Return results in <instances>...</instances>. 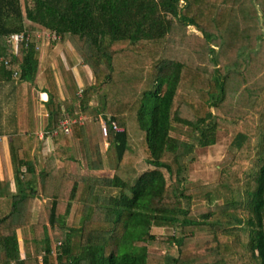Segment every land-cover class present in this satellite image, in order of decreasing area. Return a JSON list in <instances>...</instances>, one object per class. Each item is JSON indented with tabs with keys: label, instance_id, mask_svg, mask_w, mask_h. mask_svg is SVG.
<instances>
[{
	"label": "trees",
	"instance_id": "1",
	"mask_svg": "<svg viewBox=\"0 0 264 264\" xmlns=\"http://www.w3.org/2000/svg\"><path fill=\"white\" fill-rule=\"evenodd\" d=\"M24 3L0 0V57L9 62L0 65V85L15 96L11 124L0 123L12 170L0 182V264H264V33L257 42L246 34L224 73L217 66L220 28L230 30L236 0ZM175 25L184 33L173 47ZM39 29L59 37L50 47L72 38L84 50L93 77L80 95L61 98L52 69L39 68L34 41L16 52L6 43L22 32L33 39ZM234 80L245 84L237 101L229 91ZM31 88L46 95L44 130H58L39 172L31 155ZM225 103L232 112L223 113ZM77 112L99 121L110 115L123 129L108 131L103 156L97 145L84 152L87 170L108 166L111 178L71 171L69 148L86 150L93 135L85 123L60 130ZM249 122L252 132L240 126ZM219 128L234 132L236 161L214 185L188 193L181 179L187 157L194 147L213 146ZM199 196L204 209L184 207ZM36 198L44 203L33 222Z\"/></svg>",
	"mask_w": 264,
	"mask_h": 264
},
{
	"label": "rangeland",
	"instance_id": "2",
	"mask_svg": "<svg viewBox=\"0 0 264 264\" xmlns=\"http://www.w3.org/2000/svg\"><path fill=\"white\" fill-rule=\"evenodd\" d=\"M221 1V0H219ZM21 5H22V9L24 8L25 5V0H20ZM226 6H229V4H227ZM259 7H261L260 12L262 13V15L260 14V12H257V16L258 17L255 20L253 19V16L255 15V10H259ZM258 6H256L254 0H236V3L233 5V11L234 14L232 15V17H230L231 20V24H230V30L228 32L222 31L223 29L220 28V33L223 34V37L219 38L217 40L218 44H222V46L218 47V65L221 72L224 73V66L227 64L232 63V61L236 60L237 55L235 54V49L234 46L239 45V43H243V37L246 34L250 35V42L252 41H256V34L258 33H264V3H258ZM254 11V12H253ZM257 21V22H256ZM175 27H177L174 31V34L172 36V39H175L174 43H171L173 47H176L178 42L180 41L184 30L181 29L179 27V25H175ZM44 32V33H43ZM36 34H43L45 35V40L48 43L47 46H49V44H51L53 41L49 40L47 38V36L49 35V31L44 29H39V31H35ZM260 41H263L264 44V34L262 35V38L259 39ZM33 41L35 42V44L37 42L40 41V38H37L36 35L33 38ZM256 46V45H254ZM37 47V44H36ZM74 47V54L78 59H82L81 61H85L84 65H88V61L85 58V55H83V49L79 48L77 46V44L75 43ZM38 50V49H37ZM39 51V50H38ZM264 54V53H262ZM261 60H264V55H262L261 57L258 56ZM74 61V59L72 60ZM78 61V60H77ZM45 64H47V62H45ZM83 66V70L91 71L92 70L87 66V67ZM89 68V70L87 69ZM43 70V68H41ZM79 74V73H78ZM80 75V74H79ZM90 75V74H88ZM90 77V76H89ZM93 77V76H92ZM63 78H65V75H63ZM81 78V76L79 77V79ZM88 78V76H87ZM14 81H18V75L16 77H13ZM89 79V78H88ZM90 81V80H89ZM235 81V82H234ZM233 84L230 82L229 85H232V87L229 88V91L231 90V93L234 94V100L237 101L238 96L241 93H244V87L245 84H243V82H241L240 80L236 81L234 80ZM87 82H85L83 85H85ZM91 83V82H90ZM32 89V88H31ZM31 89H30V95H31ZM78 89V88H77ZM8 91V89H6L5 93ZM3 94L0 97V105H5L7 110L10 112L11 107L13 108L12 110L14 111L15 109V96H12V91L10 93L7 94ZM78 93V90L77 92ZM246 97V96H244ZM31 102H32V95H31ZM230 104H224L223 105V113L228 114V110L230 112H232V110H230L228 108ZM246 108V107H245ZM244 108V109H245ZM234 109V108H233ZM247 109V108H246ZM242 114L244 115V113L242 112ZM73 115V114H72ZM78 116H82L85 118V129L87 131H90L93 133V135H89L88 139H90L91 141H89V144H87V149H81V144H78L77 146H79V148L76 147V145H71V147L69 148V152L70 154L76 158V163H72L70 165L71 167V171L74 173H77L78 175H82V176H90V177H98V178H111L114 174V169L110 168L108 166H105L103 169L101 170H96V171H91V170H87L85 168V153L87 150L90 152L94 149V145L99 146L101 154L103 156V153H105V147H108V144L106 143L105 145V139L101 134V128H100V124L101 122L99 121V119L97 118L96 120L92 119V118H87L85 115H83L81 112H77ZM110 115H106L104 117H102L101 119H109ZM246 123V121H239L238 124H243ZM241 127L245 128L247 131L252 132L250 130L251 127V123H247L244 126L240 125ZM176 127V126H175ZM122 129V128H121ZM43 132L41 130L38 131V136H40ZM234 137V132L232 130H230L229 128L225 129V128H219L217 129L216 132V143L213 146H209L206 148H199V147H194L193 149V153L191 155H189L187 157V161L185 162V172L183 173V175H181V179H184L182 181V185L184 188L187 189L188 193H193L196 194L199 191H201V189H205L206 187H210L212 185H214L219 178L220 175V171L230 165H233V163L236 161V157L238 152L235 151H231L230 150V143L233 140ZM54 139V138H53ZM47 142L49 144H47L46 147L52 148V139L49 138V140H47ZM112 154L115 156V151L114 149H112ZM238 161V159H237ZM45 165V164H44ZM44 167V166H43ZM234 169V166H233ZM112 193H114V191H111ZM221 199L218 201V203H221ZM39 201L38 206L36 204H33V222L36 220L37 215H38V208H41L42 204L40 205V200ZM207 202H206V198L203 196H199L198 199H196V201L194 199H186L183 200V205L184 207L188 208V209H204L206 206ZM40 205V206H39ZM152 233L158 236H161L163 234H166V231L161 229V228H155L152 229ZM19 237H20V247L22 250V246H21V235L19 233ZM58 243H52V249L55 251L57 250V246Z\"/></svg>",
	"mask_w": 264,
	"mask_h": 264
},
{
	"label": "crops",
	"instance_id": "3",
	"mask_svg": "<svg viewBox=\"0 0 264 264\" xmlns=\"http://www.w3.org/2000/svg\"><path fill=\"white\" fill-rule=\"evenodd\" d=\"M254 2L256 6H258V3H264V0H254ZM258 8L259 10L255 11L260 12L261 7L258 6ZM45 43L48 42H46V40L44 39H41L39 42L36 43L40 53L39 68L40 70H42L41 68L44 69L47 67L52 69V72L57 82V86L60 90L61 98L67 100L70 95V91L76 93L77 88L79 89V87H82L85 82H91L92 73L91 71L87 72L86 70H83V66L85 67L86 65H84L82 61L80 62V60H82L81 58L78 59L75 56L73 52V46L75 45V41L72 38H68L63 44H60L58 42L53 47H50V44L49 46H47L48 44L45 45ZM73 59L74 61H72ZM45 62H47V64H45ZM87 69L89 70V68ZM63 75H65V78H63ZM80 76L81 78L79 79ZM87 76L89 79L87 78ZM39 81L40 77L37 79V83ZM6 87L7 85H0V97L5 93ZM9 92L10 90L8 91V93ZM31 95L34 119V130L32 133L34 140L32 142L33 148L31 149V155L34 157L36 172H39L43 169L44 160L51 152V148L46 147L47 142L44 141V139L41 140L40 137H38V131L47 127L48 114L44 103L46 95L43 92L36 90V88H32ZM12 109L13 108L11 107L9 112L5 105H0V123L2 125H6V123L11 124V116L14 112ZM7 130V128H4L2 129V131L4 132L0 133V146L1 143L9 137V135H7ZM44 142H46L45 145ZM8 152L9 151L7 149V146L3 144L0 147V182L5 181L7 178L9 179L12 176L10 162L8 161ZM37 200L41 201L40 205L44 203V199L36 198L34 204H36L37 206L39 204V201ZM39 209L40 208H38V210ZM17 235L18 241H20L19 232H17ZM21 251H23V249Z\"/></svg>",
	"mask_w": 264,
	"mask_h": 264
},
{
	"label": "built area",
	"instance_id": "4",
	"mask_svg": "<svg viewBox=\"0 0 264 264\" xmlns=\"http://www.w3.org/2000/svg\"><path fill=\"white\" fill-rule=\"evenodd\" d=\"M35 35L37 38H40V40L41 39L45 40V38H44L45 35H43V34L39 35L36 33H35ZM47 38L49 40H52V41L59 39V37L57 35H55L54 33H51V32L49 33ZM32 41H33L32 36L29 33H24V32L19 33V34H12L6 39V43L9 44L10 47L13 48L14 52L17 51L19 45L23 44L24 46L27 47V45ZM0 65L9 67V62L7 60L3 59L2 57H0ZM17 75H18L17 71H14L13 77H16ZM80 92L81 91H78V95H80ZM40 100H42V99H40ZM106 120H108L109 126L106 124L105 120H100V122H101V124H100L101 134L104 138L107 136L109 130L113 131L114 133H120L123 131V129L118 127L114 122H111L110 119H106ZM84 123H85V118L77 115V117L65 118L62 121H60L59 127H60V130H62V132L64 134H69L70 130H71V125L78 124L80 126H83ZM41 131L43 133L38 137H40L41 140L44 139V141H46V142H47V140H49V138L52 139V138L56 137L57 133H58V130H52L49 132V131H45L44 129H42Z\"/></svg>",
	"mask_w": 264,
	"mask_h": 264
}]
</instances>
